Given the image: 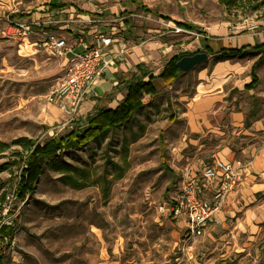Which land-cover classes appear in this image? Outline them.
Masks as SVG:
<instances>
[{
	"label": "rangeland",
	"instance_id": "1",
	"mask_svg": "<svg viewBox=\"0 0 264 264\" xmlns=\"http://www.w3.org/2000/svg\"><path fill=\"white\" fill-rule=\"evenodd\" d=\"M47 1L0 0V141L9 147L0 153V164L17 158L14 151L27 152L16 139L44 141L85 118L64 125L55 107L47 103L50 108L43 110L45 95L61 74V59L36 50L29 26L24 35L10 25L17 19L11 14L27 11L38 17L39 32ZM221 6L213 11L217 20L245 19L255 30L264 25V6L228 13ZM247 56L254 62L260 57H242ZM256 70L264 88V57ZM191 72L176 74L170 88L147 101L134 100L112 128L77 150L61 152L39 174L23 163L0 173V194L14 185L18 192L20 180L31 190L22 196L17 248L0 264H264V222L250 242H234L227 233L218 238L213 229L184 240L180 220L157 211L177 191L180 164L171 151L188 135L180 97L191 92Z\"/></svg>",
	"mask_w": 264,
	"mask_h": 264
},
{
	"label": "crops",
	"instance_id": "2",
	"mask_svg": "<svg viewBox=\"0 0 264 264\" xmlns=\"http://www.w3.org/2000/svg\"><path fill=\"white\" fill-rule=\"evenodd\" d=\"M49 1L45 4V24L39 32L35 30L39 26L34 21L38 18L36 15L27 11L10 15L28 22L33 29L31 35H36L33 42L36 50H41L37 43L45 32L64 36L77 50L82 46L76 38L92 42L93 35L100 33L111 39L110 44L103 47L106 56L124 47L93 88L95 97L108 96L109 99L90 96L76 118L98 108L114 109L117 118H121L123 112L131 109L134 100L147 101L161 89L170 88L176 74L192 71L195 81L191 92L180 97L184 101L180 114L188 135L177 139L171 155L180 164L176 166L179 171L188 163L197 172L213 156L233 166L237 161L245 164L240 181L225 196L214 215L215 221L207 226L204 234L213 229L218 238L227 233L234 242L253 240L264 222V88L261 76L255 70L258 81L253 87H245L251 80L254 63L248 56L244 59L243 55H235L210 64L205 61H210L224 48L242 49L246 52L244 55L260 56L264 53V25L255 30L256 26L245 19L217 20L213 11L218 0H56L65 4L63 8H49ZM177 22L188 23L192 29ZM172 25L188 31L174 32ZM200 51L207 52L208 58L197 64V68L184 72L176 66L181 56ZM61 63L63 67L62 60ZM62 67L60 64L57 71ZM136 79L138 82L133 83ZM45 104L43 110L50 108ZM50 105L60 112L63 121L58 107ZM178 188L179 179L177 191ZM202 195L210 197V190H203Z\"/></svg>",
	"mask_w": 264,
	"mask_h": 264
},
{
	"label": "built area",
	"instance_id": "3",
	"mask_svg": "<svg viewBox=\"0 0 264 264\" xmlns=\"http://www.w3.org/2000/svg\"><path fill=\"white\" fill-rule=\"evenodd\" d=\"M35 23L39 24L38 21ZM10 25L24 35L29 33L26 21L12 19ZM251 25L255 27L253 22ZM172 29L174 32L188 31L177 25H172ZM76 41L82 46L79 50L68 43L64 36L45 32L37 43L38 48L59 57L63 62L61 74L51 84L45 101L58 107L64 116V125L76 119L82 104L93 95L95 83L103 76L104 70L115 62L118 52L124 49H115L110 56H106L103 47L108 46L111 39L100 33L93 35L92 42L82 37L76 38ZM244 167L245 164L240 161L233 166L215 156L197 172L192 170L190 164L183 165L179 171L178 191L163 199L157 205V211L180 220L184 227V240L202 236L207 226L215 221L214 215L221 208L225 196L240 181ZM14 186L0 203V260L17 248L16 228L24 197L16 199L18 192ZM205 189L210 190V197H203Z\"/></svg>",
	"mask_w": 264,
	"mask_h": 264
},
{
	"label": "trees",
	"instance_id": "4",
	"mask_svg": "<svg viewBox=\"0 0 264 264\" xmlns=\"http://www.w3.org/2000/svg\"><path fill=\"white\" fill-rule=\"evenodd\" d=\"M218 3L224 7V10L228 13L231 10L237 12L238 9L243 11L258 10L261 6H264V0H218ZM49 8H63L64 3L56 0H50L48 2ZM19 19V18H17ZM177 24L192 29V26L188 23L177 22ZM264 43V41L262 42ZM246 52L242 49L224 48L214 57L215 59L231 58L235 55L241 56ZM263 53L260 55L251 67L250 75L251 80L245 84V87H253L258 81V77L255 74L256 67L260 59H262ZM133 81V83H137ZM129 86V85H128ZM136 102H134L135 104ZM118 117V113L114 109L110 108H98L95 112L87 114L83 120H80L76 126H70L64 129L63 132L53 135L44 141H35L31 138L21 137L14 142L19 143L22 148H26L27 152L21 154L18 151H14L17 158H10L0 164V173L7 169L10 165L19 166L20 164H26L27 167L33 168L37 174H39L45 165L57 157L61 152H69L77 150L91 141L96 140L103 135L106 131L114 126V120ZM8 145L0 141V153L5 152L8 149ZM16 188L18 189V197L22 198L24 192L28 187V183L18 181ZM30 190V189H29ZM169 187L167 188L168 193ZM31 191V190H30ZM7 190L0 194V203L5 198Z\"/></svg>",
	"mask_w": 264,
	"mask_h": 264
},
{
	"label": "water",
	"instance_id": "5",
	"mask_svg": "<svg viewBox=\"0 0 264 264\" xmlns=\"http://www.w3.org/2000/svg\"><path fill=\"white\" fill-rule=\"evenodd\" d=\"M208 58V54L205 51L195 52L192 54H185L176 61V66L181 71H188L195 65L205 61Z\"/></svg>",
	"mask_w": 264,
	"mask_h": 264
}]
</instances>
